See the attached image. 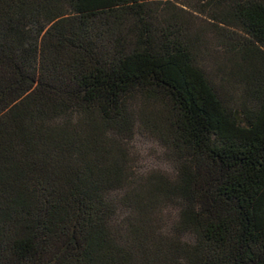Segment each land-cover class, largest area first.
I'll list each match as a JSON object with an SVG mask.
<instances>
[{"label": "trees", "instance_id": "obj_1", "mask_svg": "<svg viewBox=\"0 0 264 264\" xmlns=\"http://www.w3.org/2000/svg\"><path fill=\"white\" fill-rule=\"evenodd\" d=\"M0 264H264V0H0Z\"/></svg>", "mask_w": 264, "mask_h": 264}, {"label": "rangeland", "instance_id": "obj_2", "mask_svg": "<svg viewBox=\"0 0 264 264\" xmlns=\"http://www.w3.org/2000/svg\"><path fill=\"white\" fill-rule=\"evenodd\" d=\"M198 1V0H190ZM195 29L202 30L205 37L204 63L208 75L214 82H219L225 86L228 96L236 98L240 95V89L237 86L239 78L228 75V53L224 49V45L220 42L218 29L211 25L205 15L197 14L194 19ZM141 104L138 97L136 99ZM128 152L133 165L140 173H148L152 170L162 171L168 175H172L173 167L170 162L168 148L157 138L143 131H136L131 138L127 140ZM159 215L158 224L162 230L170 229L176 219V211L173 206H162L157 212Z\"/></svg>", "mask_w": 264, "mask_h": 264}]
</instances>
